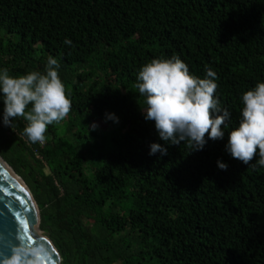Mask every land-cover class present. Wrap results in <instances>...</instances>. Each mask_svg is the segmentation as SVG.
Listing matches in <instances>:
<instances>
[{
    "label": "trees",
    "instance_id": "trees-1",
    "mask_svg": "<svg viewBox=\"0 0 264 264\" xmlns=\"http://www.w3.org/2000/svg\"><path fill=\"white\" fill-rule=\"evenodd\" d=\"M173 56L216 73L229 113L200 151L165 144L144 119L138 72ZM49 57L71 111L34 144L0 104V157L61 264H264V167L225 147L243 93L264 83V0H0V70L43 74ZM152 143L167 154L149 155Z\"/></svg>",
    "mask_w": 264,
    "mask_h": 264
},
{
    "label": "clouds",
    "instance_id": "clouds-1",
    "mask_svg": "<svg viewBox=\"0 0 264 264\" xmlns=\"http://www.w3.org/2000/svg\"><path fill=\"white\" fill-rule=\"evenodd\" d=\"M65 44L71 41L65 40ZM58 68V61L49 57L43 74L33 71L13 77L7 69L0 70L2 123L11 127L14 119L23 118L26 121L23 135L31 143H45L48 126L59 124L71 111L72 102ZM216 79L211 68L203 79L191 75L188 66L177 56L153 59L141 67L135 87L145 97L144 119L154 122L161 141L170 145L187 141L189 148L200 151L207 140L224 138L222 125L229 113L221 109L215 98ZM241 99V120L228 133L226 151L244 165H249L258 154L257 163L264 167V83L244 92ZM109 119L115 118L109 116ZM157 152L166 155L167 148L152 143L149 155ZM217 167L227 169L221 162H217ZM42 254L39 245L19 241L9 248L7 255L0 256V264H41Z\"/></svg>",
    "mask_w": 264,
    "mask_h": 264
},
{
    "label": "water",
    "instance_id": "water-1",
    "mask_svg": "<svg viewBox=\"0 0 264 264\" xmlns=\"http://www.w3.org/2000/svg\"><path fill=\"white\" fill-rule=\"evenodd\" d=\"M0 194V256L7 255L12 245L24 241L41 247V264H61L49 238L37 232L44 234L39 229V210L29 188L1 157Z\"/></svg>",
    "mask_w": 264,
    "mask_h": 264
},
{
    "label": "bare ground",
    "instance_id": "bare-ground-1",
    "mask_svg": "<svg viewBox=\"0 0 264 264\" xmlns=\"http://www.w3.org/2000/svg\"><path fill=\"white\" fill-rule=\"evenodd\" d=\"M3 163V162H2ZM4 164V163H3ZM5 165V164H4ZM6 166V165H5ZM9 170H10V173H11V169L8 167V166H6ZM41 236H43V234H41L40 233V231H37ZM44 237V236H43ZM45 238V237H44Z\"/></svg>",
    "mask_w": 264,
    "mask_h": 264
},
{
    "label": "rangeland",
    "instance_id": "rangeland-1",
    "mask_svg": "<svg viewBox=\"0 0 264 264\" xmlns=\"http://www.w3.org/2000/svg\"><path fill=\"white\" fill-rule=\"evenodd\" d=\"M43 235H45V234H43Z\"/></svg>",
    "mask_w": 264,
    "mask_h": 264
},
{
    "label": "snow or ice",
    "instance_id": "snow-or-ice-1",
    "mask_svg": "<svg viewBox=\"0 0 264 264\" xmlns=\"http://www.w3.org/2000/svg\"><path fill=\"white\" fill-rule=\"evenodd\" d=\"M0 195H2V194H0Z\"/></svg>",
    "mask_w": 264,
    "mask_h": 264
}]
</instances>
